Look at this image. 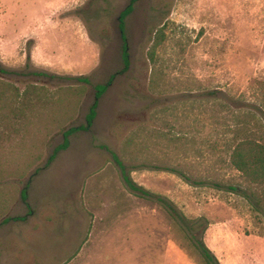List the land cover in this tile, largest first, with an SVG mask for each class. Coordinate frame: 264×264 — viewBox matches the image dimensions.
Wrapping results in <instances>:
<instances>
[{
	"label": "rangeland",
	"instance_id": "1",
	"mask_svg": "<svg viewBox=\"0 0 264 264\" xmlns=\"http://www.w3.org/2000/svg\"><path fill=\"white\" fill-rule=\"evenodd\" d=\"M128 2L0 0V221L27 217L0 226V264H208L201 239L220 264H264V213L227 148L243 113L264 124V0H139L120 72ZM112 75L91 130L45 167Z\"/></svg>",
	"mask_w": 264,
	"mask_h": 264
},
{
	"label": "trees",
	"instance_id": "2",
	"mask_svg": "<svg viewBox=\"0 0 264 264\" xmlns=\"http://www.w3.org/2000/svg\"><path fill=\"white\" fill-rule=\"evenodd\" d=\"M139 0H129L128 4L121 11L119 15V28L122 36V62L123 68L120 72H124L128 70L130 67V53H129V45L126 35V19L128 16L134 11L135 5ZM165 39V32L163 29H159L153 46L150 52V60L153 64H156L157 59H155L157 48L160 47ZM6 70L0 65V72H5ZM115 75H112L111 78L105 83H99L95 85V96L93 103L91 104L88 112L85 115V122L71 126L63 131V141L58 144L52 154L47 159L45 167H48L57 157L58 153L62 150H65L70 145V137L75 133L80 131H89L91 130L94 121L98 114V106L101 97L106 93ZM81 80L86 82L89 81L87 77H78ZM8 88V84L3 80H0V105L2 104V92H4L3 86ZM12 91V88H10ZM2 93V94H1ZM210 94L214 95L213 92ZM227 148L229 150V161L230 165L241 173V175L245 178V180L253 187L252 190V201L254 204V208L258 212L264 213V124L259 121L256 116L250 112L243 113L237 119L236 124L232 129V136L228 140ZM115 163L121 169L123 180L126 186L133 192L137 194H142L145 196H149L153 198L155 201L160 202L163 206L169 211V213L179 220L180 224H182L188 232L190 233L192 239H195V236L192 233L193 227L191 224L185 223L184 215L179 212L176 207L170 203L165 197L161 195H156L146 190L144 187L138 185L131 177L130 173H127L126 165L123 160L119 157V155L111 151ZM40 170V169H39ZM184 178L185 175L182 174ZM187 179V178H186ZM29 179L26 185L21 190V198L25 202L29 211H31L30 204L28 202V188L30 186ZM234 190H238L237 187H233ZM3 205H0V214L4 211ZM31 212H29L30 214ZM25 216H6L0 221V226L4 223L9 222L10 220H26ZM195 222V221H193ZM191 231V232H190ZM198 248L202 252L206 262L208 264H220L218 258L215 256L213 251L205 245L203 240L201 239L198 242Z\"/></svg>",
	"mask_w": 264,
	"mask_h": 264
},
{
	"label": "crops",
	"instance_id": "3",
	"mask_svg": "<svg viewBox=\"0 0 264 264\" xmlns=\"http://www.w3.org/2000/svg\"><path fill=\"white\" fill-rule=\"evenodd\" d=\"M82 252H84V249L83 250H80V251H78V254L77 255H82ZM76 261V259H73L72 261H70V262H66L65 264H71V263H74Z\"/></svg>",
	"mask_w": 264,
	"mask_h": 264
}]
</instances>
